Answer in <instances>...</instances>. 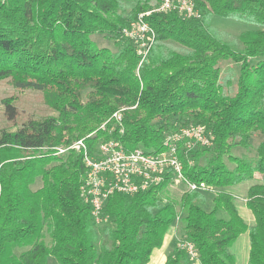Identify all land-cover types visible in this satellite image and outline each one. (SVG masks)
Instances as JSON below:
<instances>
[{
	"label": "trees",
	"instance_id": "16d2710c",
	"mask_svg": "<svg viewBox=\"0 0 264 264\" xmlns=\"http://www.w3.org/2000/svg\"><path fill=\"white\" fill-rule=\"evenodd\" d=\"M160 1L0 0V80L42 91L55 112L21 120L15 98L2 99L18 126L0 133V264H46L51 255L59 264H148L177 218L200 264H237L231 247L243 233L247 264H264V0H195L201 18L153 11L146 20L157 39L139 65L123 29ZM215 16L257 28L242 31L236 49L213 27ZM94 34L109 36L116 51L99 46ZM224 63L239 65L233 91L222 78ZM122 107L123 132L112 117ZM198 124L213 143L180 157L185 178L207 189L186 188L176 200L168 196L169 177L134 195L115 193L101 224L81 196L83 156L42 151L95 132L90 147L116 139L129 150L160 152L169 132ZM257 136L263 138L254 154L234 153L250 149ZM247 181L252 224L229 190ZM193 261L177 245L164 264Z\"/></svg>",
	"mask_w": 264,
	"mask_h": 264
},
{
	"label": "built area",
	"instance_id": "2783aa9c",
	"mask_svg": "<svg viewBox=\"0 0 264 264\" xmlns=\"http://www.w3.org/2000/svg\"><path fill=\"white\" fill-rule=\"evenodd\" d=\"M153 11H176L184 19L202 16L195 0H161L155 9L140 13L123 29L124 35L135 43L136 53L140 57L139 65L148 58L157 39L155 29L146 20ZM126 108L128 107L118 109L112 116L121 132L124 131L123 111ZM108 121L100 128L107 129ZM94 133L79 138L68 146L56 147L55 154L73 150L83 156L86 174L80 192L84 201L90 205L97 224L107 220L104 206L115 193L134 195L169 177L171 184H184L192 191L207 189L204 182H190L185 178L184 164L180 157L181 151L187 152L213 143L214 136L204 125H191L169 132L164 140L165 148L160 152L148 151L142 146L129 150L116 139H100L96 146L90 147L87 139ZM46 149L47 147L42 148ZM179 247L185 249L192 259H197L198 252L194 243L183 240Z\"/></svg>",
	"mask_w": 264,
	"mask_h": 264
},
{
	"label": "rangeland",
	"instance_id": "374dc122",
	"mask_svg": "<svg viewBox=\"0 0 264 264\" xmlns=\"http://www.w3.org/2000/svg\"><path fill=\"white\" fill-rule=\"evenodd\" d=\"M212 25L215 29L218 30L220 35L223 39L229 41L230 43H233L234 47L236 49H242V43L239 40V34L247 29L251 28H257L254 24H249L243 21H237L233 20L231 18H223L220 16H215L212 20ZM92 39L99 45V46H106L111 48L112 50L116 51V47L114 45V41L106 35L102 34H94L92 36ZM172 48H177L178 46L176 44L170 43L169 44ZM257 59H254L253 62H257ZM239 75V65H236L234 63H224L223 65V73L222 78L227 79L229 78L231 82L229 83L230 87H226L227 91H233L235 89L236 81ZM12 96L15 98V102L20 110V119L26 120L28 117H35V118H41L48 115H52L55 112H53L51 109H49L45 102H44V95L42 91L34 90V89H19L15 86L7 83L5 80H0V133L3 129H11L14 130L18 126L16 123H13L7 119V117L4 114L3 110V102L2 99ZM263 137L257 136L252 141V146L250 149L241 148L238 147L234 151L236 154H242V153H249L254 154L255 153V147L261 142ZM64 146L62 145H56L54 147H47L46 150H42L44 152L49 151L51 153H54L56 151V147ZM256 179L258 181H261V175L256 174ZM41 178H38L36 180V183L33 185L34 189H37L41 186ZM251 185V181H247L235 186H231L229 190L236 196L235 201L239 208L240 213L244 217V219L249 223H254V215L252 211L247 207L246 205V195L249 186ZM186 185L184 184H171L168 186V196L179 200L180 196L183 194V192L186 190ZM246 212L250 213L249 215H246ZM223 216L228 218V215L226 213H223ZM183 233V222L180 219H176L175 223L169 230L166 236V244L173 250V248L181 241H183L182 237ZM46 241L49 242V238H46ZM166 244L164 243L163 247L161 249H157L153 252L151 261L148 264H160V260H165L169 253L171 252V249H164L166 247ZM249 249H250V241H249V234L244 233L241 234L237 240L232 245V251L236 255L237 258V264H247L248 263V257H249ZM46 264H59L58 260L54 256H49L47 259ZM163 264V262L161 263ZM192 264H200V262L197 259H194Z\"/></svg>",
	"mask_w": 264,
	"mask_h": 264
},
{
	"label": "crops",
	"instance_id": "0c3cea01",
	"mask_svg": "<svg viewBox=\"0 0 264 264\" xmlns=\"http://www.w3.org/2000/svg\"><path fill=\"white\" fill-rule=\"evenodd\" d=\"M250 213H248V212H246V215H249ZM244 234V233H243ZM248 234V233H247ZM165 244H166V241H165ZM171 249L167 244H166V247H164V249ZM161 249V248H160ZM250 250V249H249ZM171 251H172V249H171ZM231 251H232V247H231ZM233 252V251H232ZM235 257H236V255H235ZM236 260H237V258H236ZM166 261V259L165 260H160V264L163 262V264H164V262Z\"/></svg>",
	"mask_w": 264,
	"mask_h": 264
}]
</instances>
